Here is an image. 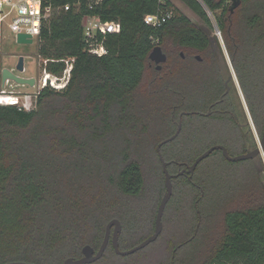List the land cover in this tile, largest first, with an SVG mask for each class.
Wrapping results in <instances>:
<instances>
[{"label": "trees", "instance_id": "16d2710c", "mask_svg": "<svg viewBox=\"0 0 264 264\" xmlns=\"http://www.w3.org/2000/svg\"><path fill=\"white\" fill-rule=\"evenodd\" d=\"M49 1L55 9L38 36L39 60L47 59L41 69L60 76L66 67L62 59L73 58L72 69L63 88L44 86L32 107L0 104V264L78 258L85 244L99 248L112 218L121 223L122 250L149 236L165 191L156 147L176 131L182 111L193 113L182 116L179 134L160 148L171 174L214 144L224 145L230 155L256 147L249 124L244 137L228 112L236 116L233 95H223L226 79L211 48L212 40L219 43L210 35L215 26L259 134L264 126V0H240L232 13L229 0H180L201 24L170 0ZM65 2L71 4L68 10L59 7ZM157 12L171 15L159 26L144 20ZM85 16L120 24L119 32L98 36L106 49L101 56L88 51ZM156 44L163 51L171 47L160 70L148 57ZM178 48L204 57H181ZM147 71L151 75L141 90ZM221 96L214 107L227 111L204 115ZM255 168L253 159L229 161L214 150L190 179L173 176L165 210L179 204L185 227L193 231L177 245L165 242L131 264H264V183L246 184L253 197L246 206L226 208L243 194H224L227 173ZM211 216L221 217L214 246L202 256L200 248L183 255L198 237L196 232L189 240L193 222ZM202 229L201 224L198 232ZM162 233L163 227L146 247ZM129 256L116 254L109 242L90 264H118Z\"/></svg>", "mask_w": 264, "mask_h": 264}, {"label": "rangeland", "instance_id": "374dc122", "mask_svg": "<svg viewBox=\"0 0 264 264\" xmlns=\"http://www.w3.org/2000/svg\"><path fill=\"white\" fill-rule=\"evenodd\" d=\"M172 2L173 7H177L183 14H185L191 21L201 24L200 19L180 0H170ZM230 2V0H229ZM211 36L216 35L218 38V45L217 43L212 40V52L214 51L215 59L217 60L220 70L222 72V76L224 79H226L231 74V67L229 65L227 54L225 53V50L221 43V34H218V31L214 29L210 33ZM170 46H167L166 51H171ZM164 51L165 53H167ZM222 51V53H221ZM176 55H180L181 57L188 55L191 53L195 59L196 56L200 57L202 59L204 57L203 53L201 52H191L187 48H178L175 52ZM171 54V53H170ZM19 56H23L24 59V71L18 72L20 75H31L36 79V83L33 86L29 85H12L8 86L9 89H13L18 91L15 92V94L23 96H31L32 103H34V96L36 93L34 91H38V84L39 78L42 73L41 69V63L42 61L39 60L38 56V40L36 38L33 39L31 43H18L16 41L15 36L5 27H2V39H0V57H1V65L6 67H13ZM150 71L145 72L143 83L141 85V90L144 88L145 83L148 81V78L150 76ZM12 84H14L11 81ZM229 85L232 89V95H233V101H234V109L237 115L239 116L240 120L248 123L251 131L252 136L255 140V143L257 145L258 138L253 131V128L249 122V117L247 110L245 108V105L243 103L242 97L240 95V92L238 90V87L236 85V82L229 81ZM33 92V94H32ZM30 99V100H31ZM2 103H8V101H0ZM259 134V133H258ZM260 135V134H259ZM249 150H252L250 148ZM248 150V151H249ZM260 161V162H259ZM253 163H255L256 168L254 170H246V172H241L240 170H231L234 171L233 174L227 173V176H224V178L227 180L224 183L225 190L224 194L226 196L230 195H240L243 194L241 197L235 198L233 197L231 200L228 201V204L226 208H235V207H241L249 205L252 200V196L250 190L249 193H246V184H251L254 181L258 183V181L264 183V164L262 162V159L258 157V160H253ZM230 174V175H229ZM196 210H199L198 208ZM185 216L184 211H182V208L177 203H171L168 205V207L165 210V217L163 221V233L160 239H158L155 243H152L150 246L144 248L143 250L138 251L136 254H129L130 256L126 259L117 260L118 264H131L132 262H135L139 260V258L149 255L154 252V248H159L160 245H162L165 242H170L172 244H178V242L183 241L184 238L189 234H191V229L189 230L188 227H185ZM193 228H194V234L197 232L198 237L196 238V241L193 243V245H190L189 247H185L184 251L182 252L183 255H185V251H193L197 248H200V252L198 253L199 256H202L203 253H206L209 248L214 246L215 241L218 237V234L221 230V217L219 216H211L204 219L195 220L193 222ZM198 224V227L196 228ZM203 229L198 232L199 227L201 226ZM188 235V236H189ZM188 248V249H187ZM155 253V252H154ZM185 253V254H184ZM178 257L180 258L181 252H177ZM198 256V255H197ZM201 258V257H200ZM200 258H197L200 260ZM179 264V263H177Z\"/></svg>", "mask_w": 264, "mask_h": 264}, {"label": "water", "instance_id": "95a60500", "mask_svg": "<svg viewBox=\"0 0 264 264\" xmlns=\"http://www.w3.org/2000/svg\"><path fill=\"white\" fill-rule=\"evenodd\" d=\"M239 4H240V0H230L229 11L232 13L234 11V9L239 6ZM215 29L218 31L216 26H215ZM218 33H219V31H218ZM219 35H220V33H219ZM16 41L18 43H31L32 39L30 38V35H28V34L19 33L17 35ZM221 43H222V46L225 50V53L227 54V59H228L229 65L231 67V74L225 80V84L227 85L225 93L228 92V90H229L228 82L233 79V81L236 82V85H237L238 90L240 92V95L242 97L243 103H244L245 108L247 110L249 122L253 128V131L255 132V134L258 138V142H257L256 147L253 148L252 150L248 151V152H244V153H240V154H236V155H230L227 148L224 145L214 144V145L209 146L206 150H204L202 153H200L198 156H196L191 164L185 163L184 168L179 170L176 174H171L167 168V166L169 165V162L164 160V158L160 152V148L163 144L168 143L169 141H172L173 139H175L176 136L179 134L181 127H182V116L193 113L190 111L180 112V114L178 116V124H177L176 131L171 136L162 139L157 144V147H156L158 157H159V160L161 162L163 174H164L165 191H164V193L161 197V200L157 206V210H156V214H155V218H154L153 232L149 236H147L145 239H143L141 242L136 244L135 246H133L129 249H126V250H122L119 248V244H118V237H119V234L121 232V223L117 218H112L106 223L105 233H104L102 242H101V244L97 250H95L89 244H85L81 249V256L80 257H78V258L66 257L62 261L61 264H90V263H93L102 257V255H103V253H104L109 242L111 243L113 250L116 254L125 256V255L132 254V253L146 247L151 242L155 241L162 231V227H163L162 216H163V213L165 210V206L168 203V201L170 200L171 195H172V178H173V176H177V175H181V174H187L188 179H190L191 175L193 174V172L197 166V164L200 161H202L204 158L209 156L214 150H220L222 155L224 156V158L229 160V161H239V160L253 159V158L259 157L260 159H262V162L264 164V126H263L261 134L259 135L258 131H257V129L253 123V120L250 116V113H249L248 107L246 105L245 99L243 97L239 82L237 80L235 71L233 69L232 60L230 59V57L226 51V48H225V45H224L222 39H221ZM148 57L154 63L156 70H160L162 67V64L167 60V54L162 50V47L159 44H156L152 47V49L150 50V52L148 54ZM196 59L201 60L200 57H198V56H196ZM13 69L17 72H22L24 70L23 56L18 57L16 65L14 66ZM13 69L10 70L9 68H2L1 79H2L3 87H4L5 82L7 80L12 81L13 83H15L17 85H29V86L34 85V78L33 77H31V78L22 77V76L18 75L17 73H15L13 71ZM196 113L204 114L202 112H196ZM209 113L210 112L208 111L204 115H209ZM197 227H198V224H197L196 228ZM193 237H194V235H192L189 238V240L192 239ZM179 246L180 245H178V247ZM3 264H34V263L14 260V261L5 262Z\"/></svg>", "mask_w": 264, "mask_h": 264}, {"label": "built area", "instance_id": "2783aa9c", "mask_svg": "<svg viewBox=\"0 0 264 264\" xmlns=\"http://www.w3.org/2000/svg\"><path fill=\"white\" fill-rule=\"evenodd\" d=\"M100 1L101 0H95L93 3L97 4ZM70 6L71 4L69 2H65L59 7L63 10H68ZM54 9L55 7L52 6L49 0H0V39H2V27L5 26L15 38H17L19 33H24L30 35L32 41L34 38L38 40L42 21L46 19ZM170 15V12H157L154 14H147L144 20L153 26H159L165 22ZM82 24L84 38L88 43V51L97 56L106 53L102 39L98 36L106 33H117L120 30V24L118 22L102 21L97 16H85ZM49 61H53V59ZM62 61L65 62L66 67L60 76L48 73L42 69L39 82L37 81L38 91L46 85L55 89H61L66 85L72 69L73 58L62 59ZM42 62L46 63L47 59L42 60ZM8 82L9 86L17 85L15 83L12 84L11 81L8 80L5 83L8 84ZM35 83L36 79L34 78V85ZM15 92L18 93V91L9 88H2L0 90V94H3L1 95L2 97H14L13 100L16 102L12 105L19 108H27L28 104L26 101L29 99L28 96L24 95L25 102L20 103L18 98L19 95L15 94ZM0 104L4 103L0 102Z\"/></svg>", "mask_w": 264, "mask_h": 264}, {"label": "flooded vegetation", "instance_id": "af4514ba", "mask_svg": "<svg viewBox=\"0 0 264 264\" xmlns=\"http://www.w3.org/2000/svg\"><path fill=\"white\" fill-rule=\"evenodd\" d=\"M224 84H225V82H224ZM225 87H227L226 84H225ZM228 87H229L228 92L225 93V91H224L223 95H225V94L226 95H231L232 94V89H231V86L229 85V82H228ZM225 90H226V88H225ZM222 100H223V96H221L218 101H215L214 104H210L208 106V111L210 112L209 114H211L212 112H226L227 111V110H224V109H221V108H215L214 107L216 104H218ZM194 112L196 113L197 111H194ZM228 112L231 114L232 118L234 119V122L236 123L238 131H243V136L246 137V121L245 122L241 121L239 116L237 115V113L235 111H234L235 112L234 114L236 116H234L231 111L228 110ZM257 158H253V160H256Z\"/></svg>", "mask_w": 264, "mask_h": 264}, {"label": "crops", "instance_id": "0c3cea01", "mask_svg": "<svg viewBox=\"0 0 264 264\" xmlns=\"http://www.w3.org/2000/svg\"><path fill=\"white\" fill-rule=\"evenodd\" d=\"M0 60H1V57H0ZM18 60V59H17ZM16 65V64H15ZM14 65V66H15ZM14 66L13 67H6V66H2L1 65V62H0V90L2 89V88H8V86H9V82H8V84L7 83H5V85H4V87H3V84H2V79H1V71H2V68H9L10 70L11 69H13L14 68ZM25 69V68H24ZM13 71L15 72V73H17L18 75H20L17 71H15L14 69H13ZM24 71V70H23ZM22 71V72H23ZM20 76H22V77H27V78H31L32 76L31 75H20ZM10 87V86H9ZM36 91H34V93H35ZM32 94H33V92H32ZM1 95H3V94H0V100L1 101H4V102H6V101H8V103H6V104H13L14 102H16V101H14L13 99H14V97H2ZM24 95L23 96H18V98H19V102L20 103H23V102H25V100H24ZM28 100L26 101L27 102V104H28V107L27 108H29V107H32L33 106V104L34 103H32V99H31V96H28ZM31 99V100H30ZM13 100V101H12Z\"/></svg>", "mask_w": 264, "mask_h": 264}]
</instances>
